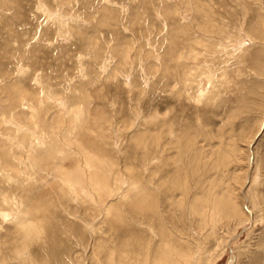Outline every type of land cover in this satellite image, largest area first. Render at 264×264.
Segmentation results:
<instances>
[{
  "label": "rangeland",
  "instance_id": "rangeland-1",
  "mask_svg": "<svg viewBox=\"0 0 264 264\" xmlns=\"http://www.w3.org/2000/svg\"><path fill=\"white\" fill-rule=\"evenodd\" d=\"M0 120V212L50 222L12 255L0 216V264H95L131 212H158L151 250L165 232L193 264H264V0H0ZM219 203L243 214L193 213Z\"/></svg>",
  "mask_w": 264,
  "mask_h": 264
},
{
  "label": "bare ground",
  "instance_id": "bare-ground-1",
  "mask_svg": "<svg viewBox=\"0 0 264 264\" xmlns=\"http://www.w3.org/2000/svg\"><path fill=\"white\" fill-rule=\"evenodd\" d=\"M13 106H14V102L12 103V107ZM6 110L9 111L8 109H6ZM2 113H4V112L2 111ZM22 116L23 117L25 116V118L27 116L30 117L29 115H26V113H25V115H24V113L19 115V117H22ZM20 120L24 121L23 118H20ZM30 122L32 123V125L35 124L32 121H30ZM42 122H43V120H42ZM44 123L42 125L43 128H45V124ZM18 127H19V125H18ZM19 128H23V127L20 126ZM20 130L21 129H19V132H20ZM26 133L24 135L23 140H26L27 137H28V135H30L29 137L32 138L33 144H34L33 147H32V151H34V152H33L32 155L30 154L31 155L30 156V161L31 162H33V161L36 162L37 163V166H38L40 162L45 163L47 161V160L43 159V157H46L48 159H49V157L50 158H54V157L56 158V156H57V152H56L57 145L55 143V140H53V139L50 140L51 137H49V136L46 137L48 134L46 136H42L43 144H37L36 141L37 140L39 141L38 136H36V134L34 132H32V131H31V134H28L29 133L28 131ZM31 138H29V139H31ZM45 139L47 140L46 144H45ZM48 142L50 144L52 143V150H50L48 147L46 148ZM15 143L16 142H14V143L12 142V144H14V146H15ZM2 144H3L2 141H0V145L2 146V147L1 146L0 147L2 148L3 152H5L4 155H3V157L8 156V153L12 150V148L11 147H7L6 144H4V145H2ZM8 144L10 145V143H8ZM59 144H61V143H59ZM61 146H62V144H61ZM19 147H21V146H17L16 148H19ZM7 148H8L9 151L7 150ZM62 148H63V146H62ZM58 149H60L59 146H58ZM41 150H44V151H41ZM28 157L26 156V158H28ZM36 163H35V165H36ZM48 165H50V163ZM38 168H39V166H38ZM46 168L49 169L48 166H46ZM41 171L44 172V170H41ZM81 173L79 174V176L76 175L75 176V179L76 178L79 179L80 176L82 175ZM60 175H61V173H60ZM63 175H67V174H63ZM90 175H92V179L94 180L95 179V176L93 175V173L90 174ZM68 176H69V174H68ZM66 179H67V177H66ZM85 179H86V177H85ZM218 209H219V212H193V213H195V215H198L199 214L200 217H201L202 222L205 223L206 226L208 225L209 227H210V225L215 226V225H217L219 223H223V222H225L226 220H229V219H231V220L233 219V221H234V218H235V220H237V219H239L241 217V213L242 212H235V211L233 212L232 211L233 208H230L229 207V204H228L227 208L225 209L223 207V203H219L218 204ZM37 213L38 212H29L28 213V216H27L24 213H22V215L21 214L14 215V213H12V212H0V216H1L2 220H3L2 221L3 224H7V225L8 224H14V226H15L14 228H16V230H17L16 231V234L18 235V233H21V237L19 235L16 236L18 238L16 241H19V242H17V244L15 246L16 248H13L14 250L9 251V252L12 253V255H13V253H15V254L17 253V255H27V254H30V250H28L29 248L25 244L27 241L30 242L31 244L32 243L42 244V246H44V245H46V244L49 243V242H47V240H48L47 233H48V231L50 229V227L48 228V225H47V224H50V222L47 219L49 216H47V217L45 216L47 214L46 212H39V215H37ZM40 213H46V214L44 216H42V215H40ZM50 213H52V212H49V214ZM155 213L158 214V212H131L130 221L133 223V225L131 226V228H129V230L128 229L127 230L124 229V230H126L125 232L120 227H118V229L117 228H113L112 229L114 231L113 235H111L112 234L111 233L112 231H110L111 234L110 233L109 234L112 236V238H110V240L111 239H114L115 244L112 241V245H111V243L109 244V242L107 243L106 240H104L105 243L99 245L98 248H97V251L95 252V261H96L95 264H193V262H194L193 261V256H192V253L193 252L191 253V248H188L187 247V249H185V248L182 249L181 247H179V245L182 246L184 243L183 244L179 243V245H177L174 242V240H173L174 238L172 239L173 236H171V235L169 236V234H166L165 232H158L157 233V234H159L161 236L160 243H159V245L155 249H153V250L150 249L149 244H147L145 242V240L147 239L146 238L147 236L146 235H143V232L141 234L140 230L143 229L142 228L143 226H146L147 224H149V222L155 217ZM163 216L165 217L164 214H163ZM196 218H194V221H195ZM115 220L116 221H122V217L117 216V218ZM165 222H166V220H165ZM206 226H205V228H206ZM150 227H151V224H150ZM150 231L152 232V230H150ZM191 232H192V230H191ZM29 233L32 234V238H27L26 234H29ZM160 236H159V238H160ZM102 238H104V237H102ZM176 238H179V237L177 236ZM191 239H192V236H191ZM110 240L108 239V241H110ZM179 240H180V238H179ZM20 242L22 244H21V247L18 249V246H20L19 245ZM181 242H183V241H181ZM33 245H31V247ZM189 245H187V246H189ZM183 247H185V246H183ZM1 254H0V261H2V259L5 256V255L3 256V254L2 255ZM151 254H152V256H151ZM92 255H94V254L92 253ZM34 258H36V257H34ZM49 258L50 257H47L46 264H48V259ZM40 259H41V257H40ZM41 260H43V259H41ZM35 261H36V259H35ZM18 262L20 264L22 263V261H18ZM32 262L33 261L30 260L29 261V264H31ZM15 263H17V262H15ZM39 263H40V261H39Z\"/></svg>",
  "mask_w": 264,
  "mask_h": 264
}]
</instances>
